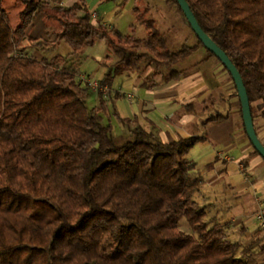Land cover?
Instances as JSON below:
<instances>
[{
  "label": "trees",
  "instance_id": "trees-1",
  "mask_svg": "<svg viewBox=\"0 0 264 264\" xmlns=\"http://www.w3.org/2000/svg\"><path fill=\"white\" fill-rule=\"evenodd\" d=\"M3 1L0 264L264 263L260 220L250 243L233 240V215L220 211L210 221L213 203L198 199L204 191L218 189L212 184L217 173L199 168L189 157L209 137L162 141L116 114L131 134L119 142L103 91L124 73L141 77L144 88L157 86L158 77L180 81L187 73L175 68L178 63L201 48L207 55L199 63L215 54L199 38L194 45L169 49L166 33L138 8L148 32L145 39L96 22L84 2L66 6L64 0H20L21 23L13 27ZM167 1L184 14L177 0ZM187 1L204 31L242 74L256 127L264 121V0ZM41 15L54 40L29 35ZM100 39L108 45L109 70L100 79L99 105L92 107L91 89L79 76L87 49ZM30 43L39 48L65 43L70 52L38 58L24 54ZM148 71L152 75L144 76ZM235 95L236 85L235 93L220 101ZM196 107L189 103L185 110L197 113ZM215 107L211 103L202 108L211 113L208 124L229 118V111L224 114ZM256 155L257 150L243 165L248 167ZM225 208L224 213L232 209ZM259 209L257 203L256 214ZM183 221L191 231L182 229ZM109 237L112 252L107 255L103 249Z\"/></svg>",
  "mask_w": 264,
  "mask_h": 264
},
{
  "label": "rangeland",
  "instance_id": "rangeland-1",
  "mask_svg": "<svg viewBox=\"0 0 264 264\" xmlns=\"http://www.w3.org/2000/svg\"><path fill=\"white\" fill-rule=\"evenodd\" d=\"M76 2L86 3L87 10L91 12L93 19L96 22H101L105 25H108L114 30H118L123 34L133 33L140 39H145L148 35L146 27L139 20L140 13H145L146 18L155 20L159 29L166 33L168 37V48L171 50L179 49L183 45H194L199 41L198 36L189 24L186 16L178 9L177 6L169 3L167 0H64L63 3L66 6H72ZM3 4L5 10L8 13L11 25L13 27H17L21 23V11L24 9L20 0H4ZM136 8L139 9L140 13L135 10ZM28 33L33 37H37L41 41L54 40L55 38L53 31L50 28H47L45 22L43 23L39 19L36 20V25H33ZM62 44L64 46L60 45L56 47L39 48L30 43L27 44L24 54L32 55L38 58H49L58 52L67 54L66 49H70V47L65 43ZM86 54L88 55V58L82 65V73L80 74L79 79H81V81L82 79L84 80L86 85L91 89V92L97 89L100 91V79L104 76V74L101 76L100 70L102 67L109 68V65H107L108 60H106L108 55V45L106 41L102 39L98 40L94 46H90L87 49ZM206 55V49L201 48L188 60L178 63L175 68L184 69L187 73L180 80V84L188 86V89H186L187 92L184 93L186 94L187 101L190 98V94H193L194 92L193 87L189 86L191 83L197 85L199 82L204 80L210 88L209 92L205 91L195 94L192 100H189V103H196L197 113L188 112L184 108L185 112L193 113L195 116L202 119L198 125L196 124V121L193 123V128L191 129L192 134L200 133L209 137L207 141H202L196 144L191 150L189 157L193 158L197 162L199 168H205V170L210 173L212 170H215L210 168V165H208L209 163L214 162V167L216 166L217 170L224 166V157H219V152L224 149V146L222 144H218L215 140H213V138L210 137L212 135V131L215 130L217 126L221 127V129L226 131L228 134H232L235 141L237 142V147H235L233 150L234 156L240 157V154L246 149V147L251 146L254 148V146L246 133L241 113L242 109L239 96L235 95L232 98L226 99V101H220L223 95L227 98L230 93H235V82L231 73L225 69L224 64L216 55L206 62L199 63L200 60ZM151 72L152 71L146 72L144 76L150 77L152 75ZM104 88L107 90L104 91ZM104 88L103 91L106 96L109 92V89L108 87ZM129 88L133 89L132 86H129ZM115 102L118 105L117 109L120 111V113L124 116H129L131 109L129 108L128 100L124 98H118L115 100ZM211 103H215V106L219 108V111L224 114L226 111H229V118L224 119L222 122L220 121L208 124L207 121L210 119L211 113H207V111L203 112L202 108L204 105H210ZM258 104L259 101H257L255 104L257 106L256 113L259 112ZM89 105L93 106L91 102V96L89 98ZM112 118L115 128L117 126L115 131L117 140L119 142H123L131 137L130 130H128L129 126L126 123H122V125L120 122H118V118L115 115H113ZM132 123V126L137 125L135 124L136 122ZM204 123L206 124L204 125ZM238 125H240V132H238L237 129ZM124 127L126 130H123ZM256 128L262 142L264 143V121H258ZM227 167L229 174L232 176H237L239 174L237 164H228ZM241 169L243 170V166H241ZM213 177L215 178L212 184L219 189L221 180L215 175H213L212 178ZM207 188L210 190L212 189L209 188V186H207ZM218 189L217 191H204L202 196H198V199L202 200L206 204L210 202L213 203L210 221L211 218H213V215L221 214L220 211L227 215L228 213H224V210L222 209H224V207L227 208L230 205L232 207L231 210L234 212L231 213V215H233V220L237 219V200L235 199L236 197L234 196L233 192L228 191V189H225L227 191ZM262 207L264 209V202H262ZM244 221H233V226L229 229L230 237L233 240H246V236H244L242 233L243 228H246V221ZM181 227L185 231H191L190 226L186 221L182 222ZM111 242L112 239L109 237L106 240L103 249L104 253L107 255H110L112 252Z\"/></svg>",
  "mask_w": 264,
  "mask_h": 264
},
{
  "label": "crops",
  "instance_id": "crops-1",
  "mask_svg": "<svg viewBox=\"0 0 264 264\" xmlns=\"http://www.w3.org/2000/svg\"><path fill=\"white\" fill-rule=\"evenodd\" d=\"M37 19L44 23L43 15L39 16ZM36 20L33 25H36ZM66 51L69 53L70 49H66ZM108 70L109 68L102 67L100 70L101 76L106 74ZM157 81L158 85L154 88H144L141 86L142 78L138 77L136 74L124 73L117 76L112 87L108 88L109 92L106 95L110 108L111 121H113L112 116H116V114L123 119L133 120L134 123L136 122L135 124L155 133L162 141H168L171 138L176 139L179 135L183 137L192 135L204 137V135L200 133L192 134L191 130L193 128V123L196 121L198 125L202 119L195 116L193 113L185 112L184 108L195 94L205 91L209 92L210 88L206 81L202 80L197 85L189 83V86L193 87L194 92L190 94L188 101L186 100V94H184L187 92L186 89H188V86L180 84V81L165 82L161 77H158ZM129 86H132L133 89L129 88ZM99 88H101L100 85ZM98 90L99 89L92 91L91 93L92 107L99 105ZM129 94H133L132 99L129 98ZM118 98L128 100L129 108L131 109L129 116L122 115L117 109L118 105L115 100ZM118 122L122 124L119 119ZM240 125L237 127L238 132H240ZM116 129L117 126L115 131ZM123 130H126L125 127ZM210 137L218 144L224 146V149L219 152V157H224V166L217 170L216 166L214 167V162L208 165H211L210 168L215 170L214 172L217 173L221 180L219 188L222 189V191H227L225 189L232 191L236 197V205L238 207L236 208V210H238L236 215L238 216L237 219L233 221L236 222L237 220H241L242 222L245 219V241L246 243H250L254 239V234L259 229V223L256 218L257 203L262 205V202H264V158L261 155H256L251 159L249 166L244 167L242 160L253 153L255 151L254 148L247 145L248 147L240 154L241 156L236 157L233 155V150L237 147V142L232 134H228L226 131L222 130L221 127L217 126L215 130L212 131ZM228 164H237L239 173L237 176L229 174ZM241 166H243V170ZM209 188H213L212 185L209 186ZM226 209L227 208H225V210ZM232 212L233 210H229L226 213L231 214Z\"/></svg>",
  "mask_w": 264,
  "mask_h": 264
},
{
  "label": "water",
  "instance_id": "water-1",
  "mask_svg": "<svg viewBox=\"0 0 264 264\" xmlns=\"http://www.w3.org/2000/svg\"><path fill=\"white\" fill-rule=\"evenodd\" d=\"M177 1L179 2V5L182 11L184 12V15L186 16L189 24L193 28L200 41L205 45L207 49H209L221 60L224 66L231 73L235 85L237 87L238 95L241 102L242 117L246 133L250 141L252 142L255 150H257L260 155L264 158V143L260 139L255 127L251 101L242 74L240 73L239 69L232 61V59L229 57V55L201 27L193 10L191 9L189 2L187 0Z\"/></svg>",
  "mask_w": 264,
  "mask_h": 264
},
{
  "label": "built area",
  "instance_id": "built-area-1",
  "mask_svg": "<svg viewBox=\"0 0 264 264\" xmlns=\"http://www.w3.org/2000/svg\"><path fill=\"white\" fill-rule=\"evenodd\" d=\"M94 17H95V15H94ZM107 89L106 88H104V91H106ZM129 96V98L130 99H132L133 98V94H129L128 95ZM259 211L257 212V214H256V218L258 219V220H260L262 223H263V225H264V209H263V207H262V205H259Z\"/></svg>",
  "mask_w": 264,
  "mask_h": 264
}]
</instances>
